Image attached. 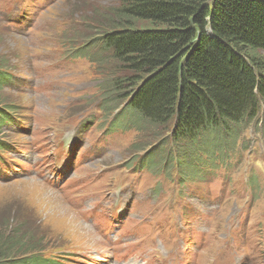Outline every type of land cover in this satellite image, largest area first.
Listing matches in <instances>:
<instances>
[{"label":"rangeland","instance_id":"1","mask_svg":"<svg viewBox=\"0 0 264 264\" xmlns=\"http://www.w3.org/2000/svg\"><path fill=\"white\" fill-rule=\"evenodd\" d=\"M120 3L0 0V62L17 79L0 105H16L25 127L0 128V142L14 148L0 151L6 237L32 229L34 251L59 264H264V127L250 123L225 171L174 163L162 145L171 126H139L122 112L124 95L108 89L129 71L107 55L101 66L76 53L96 38L92 21Z\"/></svg>","mask_w":264,"mask_h":264},{"label":"trees","instance_id":"2","mask_svg":"<svg viewBox=\"0 0 264 264\" xmlns=\"http://www.w3.org/2000/svg\"><path fill=\"white\" fill-rule=\"evenodd\" d=\"M92 22L96 38L76 52L101 66L107 55L129 71L108 89L124 95L122 112L132 111L139 126H171L162 145L174 163L216 170L236 156L250 123L264 127V0H121ZM4 64L0 91L13 78ZM17 109L1 99L0 128ZM185 149L194 154L186 159ZM6 228L0 223V264H59L34 251L32 229L6 237Z\"/></svg>","mask_w":264,"mask_h":264},{"label":"bare ground","instance_id":"3","mask_svg":"<svg viewBox=\"0 0 264 264\" xmlns=\"http://www.w3.org/2000/svg\"><path fill=\"white\" fill-rule=\"evenodd\" d=\"M46 42H48V41H46ZM45 51V50H44ZM63 51H66V50H63ZM50 53V52H49ZM77 53V52H76ZM51 54V53H50ZM73 55V54H72ZM74 56H75V54H74ZM78 56V55H77ZM72 59V58H71ZM74 66H75V64H74ZM12 79H14V80H17L16 78H12ZM14 80H11V82L13 83V81ZM19 83V82H18ZM17 83V84H18ZM18 87H20V86H18ZM15 88V87H14ZM4 89H6V88H4ZM97 89H99V88H97ZM94 91V90H93ZM100 91H101V89H100ZM4 92V91H3ZM16 92V91H15ZM19 92H21V91H19ZM97 92V91H96ZM97 94H98V92H97ZM94 96V95H93ZM92 96V97H93ZM97 97H100V96H97ZM96 97V98H97ZM96 98H95V100H96ZM54 100V99H53ZM99 102V101H98ZM93 103V102H92ZM78 104V103H77ZM79 105H80V103H79ZM82 105H84L83 103H82ZM70 106V105H69ZM73 106V105H72ZM71 107V106H70ZM77 107H78V105H77ZM101 107V106H100ZM102 107H103V105H102ZM102 107H101V109H102ZM73 108V107H72ZM103 108H105V106L103 107ZM24 109V108H23ZM74 109V108H73ZM73 109H71V110H73ZM68 110V109H67ZM67 110H65V111H67ZM81 110V109H80ZM106 110V109H105ZM105 110H103V111H105ZM69 112V111H68ZM106 112H107V110H106ZM104 113V114H106V116L104 115V117H106L107 118V113ZM17 114V113H16ZM47 115V114H46ZM43 116V115H42ZM47 116H49V115H47ZM47 116H46V118H47ZM84 117V116H83ZM102 117V116H101ZM92 118V117H91ZM44 122H45V120L44 119H42ZM107 120V119H106ZM87 121V120H86ZM108 121H109V119H108ZM22 122V121H21ZM102 123H103V121H102ZM104 124V123H103ZM105 126H109V125H105ZM38 128H40V127H38ZM106 129L108 128V127H105ZM40 129H42V128H40ZM4 130V129H3ZM74 130V129H73ZM9 131V130H8ZM38 131H39V129H38ZM108 131H111L109 128H108ZM10 132V131H9ZM107 132V131H106ZM62 133V132H61ZM76 135V134H75ZM27 139V138H26ZM77 140V139H76ZM7 141V140H6ZM5 141V142H6ZM7 143H9V140H8V142ZM11 143V142H10ZM41 145V144H40ZM1 148V147H0ZM195 148V147H194ZM193 148V149H194ZM78 150V149H77ZM22 151V150H21ZM76 154V153H75ZM18 156V155H17ZM83 156H85L84 154H82V157ZM161 156H162V153H161ZM79 158V157H78ZM161 158V157H160ZM18 161V160H17ZM144 162H146V160L144 161ZM165 162V161H164ZM164 162H162V163H164ZM167 162H165V164H166ZM19 164H21V163H19ZM159 166V165H158ZM129 167H131V166H129ZM128 167V168H129ZM164 167V166H163ZM116 168V167H115ZM118 168V167H117ZM133 168V167H132ZM161 168V167H160ZM8 169V168H7ZM134 169V168H133ZM18 170V169H17ZM119 170V169H118ZM126 170V169H125ZM130 170V169H129ZM138 170V169H137ZM142 170V169H141ZM122 171V170H121ZM120 172V171H119ZM139 173V172H138ZM4 176V175H3ZM118 176V175H117ZM145 177V176H144ZM11 179V178H10ZM39 179V178H38ZM9 180V179H8ZM140 185V184H139ZM139 187V186H138ZM143 187V186H142ZM174 187V186H173ZM29 189H32V188H30V187H28ZM40 188V187H39ZM43 189V188H42ZM148 192V191H147ZM41 193V192H40ZM44 193V192H43ZM44 195V194H43ZM33 197V196H32ZM96 205V204H95ZM102 205V204H101ZM99 207V206H98ZM102 220V219H101ZM121 220V219H120ZM83 223V222H82ZM124 223H126L125 221H124ZM123 223V224H124ZM84 225V224H83ZM90 225V224H89ZM123 226V225H122ZM87 228V227H86ZM90 228V227H89ZM110 228V227H109ZM111 228H112V226H111ZM80 230V229H79ZM87 232V231H86ZM122 233V232H121ZM110 234V233H109ZM112 235V234H111ZM113 236H114V234H113ZM111 237V236H110ZM116 237V236H115ZM115 237H113V238H115ZM103 239V238H102ZM109 239V238H108ZM105 240H106V238H105ZM116 240V239H115ZM118 240V239H117Z\"/></svg>","mask_w":264,"mask_h":264}]
</instances>
